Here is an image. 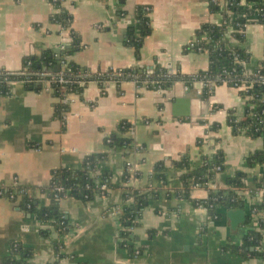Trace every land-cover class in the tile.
<instances>
[{"label":"crops","instance_id":"1","mask_svg":"<svg viewBox=\"0 0 264 264\" xmlns=\"http://www.w3.org/2000/svg\"><path fill=\"white\" fill-rule=\"evenodd\" d=\"M138 5L152 8V32L139 55L126 44ZM63 6L73 17L71 28L82 45L71 59L93 72L137 66L152 71L156 64L185 76L206 71L208 53L187 47L204 24L223 21L220 12L210 10V0H64ZM55 12L52 0H0V69L21 71L27 56L48 48L62 50L70 42L71 29L52 22ZM255 20L247 24L241 43L250 53V71L264 58V25ZM204 88L200 80L192 87L176 81L166 91L127 80L112 82L103 91L92 81L81 95L68 97L71 109L63 119L54 116L56 99L45 90L16 83L10 94L0 93V187L17 183L32 188L39 205H48L43 188L49 186L55 169L80 168L87 156L105 152L110 156L98 171L106 170L112 182L107 192L92 200L66 196L60 201L69 224L62 237V256L55 251L56 233L45 236L41 230L45 225L31 212L0 196V264H6L13 243L30 250L26 264H264L263 257L233 250L250 230L261 234L264 249L260 222L264 213L248 220L251 206L264 192L256 188L253 193L254 177L264 174V163L247 164V157L264 141L235 134L228 124L231 113L240 119L245 115L251 98L227 84L217 85L208 97ZM123 121L130 125L126 131L120 130ZM116 135L130 143L110 150L106 138ZM218 151L224 153L225 167L208 188L194 186L180 195L185 170L173 162L185 156L190 167L197 168ZM128 162L133 169L125 176ZM162 162L166 181L155 176ZM238 172L247 175V185L239 190L247 221L233 228L229 209L221 208V218L212 220L198 201L208 198L209 189H228L229 178ZM133 189L154 195L133 229V247L128 248L121 243L122 212L115 211ZM137 248L143 249L142 255L135 256Z\"/></svg>","mask_w":264,"mask_h":264},{"label":"trees","instance_id":"2","mask_svg":"<svg viewBox=\"0 0 264 264\" xmlns=\"http://www.w3.org/2000/svg\"><path fill=\"white\" fill-rule=\"evenodd\" d=\"M54 1V0H53ZM64 0H55L54 6L56 12L53 15L52 22L58 24L62 29H71V40L64 45L60 51L48 48L43 49L37 55H30L24 59V66L29 71V76H11L12 79H25V86L29 90L41 91L44 87L45 80H52L51 95L56 99L53 104L54 116L63 119L64 115L70 111L71 105L66 96L70 93L81 95L87 86L80 84L81 78L78 76L79 71L88 72L87 80H106L108 83L117 82L120 84L123 81L134 80L138 84L146 83L149 89L166 91L171 88L176 81H183L188 87H192L194 82L203 81L205 88L203 95L208 97L217 85L227 83L232 86L235 82L245 83L247 88L242 90L244 96L251 95L252 98L248 102L245 115L240 119L233 113L229 115L228 124L232 127L235 134H246L254 138H262L264 141V85L257 81L258 75H264V58L259 61L253 74L245 75L247 63L250 58V53L241 44L245 40L246 25L252 20L264 25V0H224L222 6L221 0H210V10L212 12H220L223 16L221 24H204L197 31L194 42L195 46H188L187 49L198 50L202 47L209 55V67L206 71H202L192 76H185L179 72L171 73V70L161 64H156L152 68V73H148L150 68L133 67L128 69H109L107 71L92 72L89 68L81 66L74 62L72 56L82 47L80 36L71 28L72 15L63 6ZM151 6L138 5L136 8V22L130 26L126 32V44L134 46L137 54H140V49L143 46L144 39L152 32L150 12ZM239 23L241 26H236ZM233 26L235 32L234 37L239 41L238 44L231 42L228 38H223L229 27ZM245 63V64H244ZM66 65L65 68L57 69V66ZM57 72L64 71V77L67 82L60 83L54 80L51 76H41L43 70ZM12 86L3 82L0 85V93L6 94ZM66 98V101H65ZM130 125L126 122H121L120 130L126 131ZM129 139L116 136L106 138V144L110 150L121 146L128 145ZM109 152L99 153L87 156L80 168H58L52 172V178L49 186L43 188L47 192L50 199L48 205L40 206L36 197L35 190L32 188L17 186L10 187L7 192V197L13 193L11 200L17 202L21 209L28 210L36 219L44 226L42 232L45 236H50L56 233L57 238L54 240V247L57 256H62L64 241L62 237L68 231V221L61 213L60 200L55 197L58 188L63 186L65 191L69 192V196L80 198L82 200H92L94 196L100 192L97 188L96 181L112 185L111 179L106 170L99 172L100 163L109 158ZM264 163V145L261 149L256 150L247 157L249 167H254ZM173 165L182 168L184 171L181 174L182 188L179 190L180 195L188 194L191 187L202 186L207 187L214 179L217 168L224 169V153L218 151L215 155L203 159L201 166L191 168L189 158L182 157L179 161L173 162ZM129 173L126 171L125 176ZM155 176L158 179L167 180V168L165 163H159L155 168ZM247 175L244 172H238L236 175L229 178V188L225 190L209 189V196L203 201H198V204L206 207L213 220L221 218L220 209H236L244 204V196L238 194V190L244 188ZM254 194L256 188H264V174L254 177ZM63 194V193H62ZM152 191L142 192L137 189L127 191L124 196L123 210L120 215L122 229L120 231L122 246L132 248L134 242L133 229L140 225L143 209L148 203ZM133 197L132 202L127 200ZM253 208H256L258 213H264V192L259 201H257L248 213V220L254 216ZM215 216L217 218H215ZM261 226L264 227V221L261 220ZM233 250L240 255L246 256L254 254L264 258V249L261 246V234L255 230H250L244 237L241 245L233 247ZM141 253L143 249L141 248ZM135 254V250H134ZM31 256L28 248L19 244L13 243L11 246V254L6 257V264H26L27 259ZM135 256H137L135 254ZM140 256V255H138Z\"/></svg>","mask_w":264,"mask_h":264},{"label":"built area","instance_id":"3","mask_svg":"<svg viewBox=\"0 0 264 264\" xmlns=\"http://www.w3.org/2000/svg\"><path fill=\"white\" fill-rule=\"evenodd\" d=\"M55 1V0H54ZM52 0V2H54ZM221 4L222 6L225 4L224 3V0H221ZM222 23V22H221ZM220 23V24H221ZM236 26H241L239 23L236 24ZM247 26V25H246ZM235 28L233 26H230L229 27V31H226V35L223 37L224 39L225 38H235L234 37V34L233 32H235ZM195 40H193L191 43H190V46L194 47L195 46ZM198 50L200 51H204L202 47H198ZM60 51V50H59ZM206 52V51H205ZM245 64V63H244ZM65 64L61 67L65 68ZM59 68V69H60ZM93 72V71H92ZM148 73H152L151 70L148 71ZM171 73H175V71H171ZM29 71L27 70V68H24L23 70L21 71H18V72H15V71H11V70H6V69H0V85L5 82L9 85L12 86L13 88V85H15L16 83H23L25 85V83L27 82L25 79H12L10 78L11 76H29ZM40 74L41 76H51L54 80H58L60 83H64V82H67V80L65 79L64 77V71L63 70H58L57 72H52V71H48V70H43L42 72L38 73ZM253 74V71H250L248 69L245 70V75L247 76H250ZM78 76L81 78L80 80V84L81 85H84L86 82L89 83V82H92V81H95L97 82L103 89V91H105L108 87V85L110 83H108L106 80H87L86 81V76H89V73L88 72H84V71H79V74ZM257 81L260 83V84H263L264 85V75H258V78H257ZM52 80H45L44 81V87L42 90H45L49 93H51L53 91L52 89ZM115 82V81H113ZM117 83V82H116ZM205 84V83H204ZM224 84H227V83H224ZM233 87H236V88H240L242 90H246L247 86L246 84L243 82V83H239V82H235L234 85H232ZM161 91V87L159 89ZM12 92V89L9 90L6 94H10ZM71 95H77L75 93H70V94H67L66 98L68 100V97L71 96ZM79 96V95H78ZM246 97H249V98H252L251 95H247ZM66 98H65V101H66ZM132 164L130 162L127 163L126 165V171L128 173H131L132 172ZM221 167H218L217 170L220 171ZM97 183V188H99L101 194H104L105 192H107L109 190V186L108 184L106 183H101L100 181H96ZM18 184L16 183L13 187H17ZM9 188L8 187H0V196H3V197H7V192H8ZM260 190L264 191V188L262 187ZM132 192V191H131ZM238 194H240L241 192L238 190L237 191ZM63 193V194H62ZM13 193L11 192L10 193V196L8 198L12 199L13 198ZM66 196H69V192L68 191H65L64 187L61 186L58 188V192L55 194V197L58 199V200H62L64 197ZM133 201V197H130L127 202H132ZM256 203V202H255ZM118 210L115 211L116 213L118 212H122L123 210V206L122 208H117ZM252 213H254V216L256 215H260L261 213H258L257 209L256 208H253L252 210ZM215 218H217L215 216ZM212 219V218H211ZM213 220V219H212ZM135 254L138 256V255H142L141 253V248H137L135 250Z\"/></svg>","mask_w":264,"mask_h":264},{"label":"water","instance_id":"4","mask_svg":"<svg viewBox=\"0 0 264 264\" xmlns=\"http://www.w3.org/2000/svg\"><path fill=\"white\" fill-rule=\"evenodd\" d=\"M59 68L60 66H57V69ZM227 217L230 219L231 226L233 228H237L238 226L242 225L244 222L247 221V216L245 210L242 208V205L240 208L229 209L227 211Z\"/></svg>","mask_w":264,"mask_h":264}]
</instances>
